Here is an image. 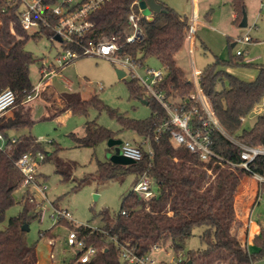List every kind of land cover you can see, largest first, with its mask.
<instances>
[{
    "label": "trees",
    "instance_id": "1",
    "mask_svg": "<svg viewBox=\"0 0 264 264\" xmlns=\"http://www.w3.org/2000/svg\"><path fill=\"white\" fill-rule=\"evenodd\" d=\"M140 1L107 0L101 4L90 15L93 26L85 39L99 41L115 37L121 55H130L141 64L147 59H155L166 71L155 85L156 89L167 98L186 100V107L191 108L195 105L192 98L194 82L176 60L187 36L189 18L162 0H157L160 11L148 17L140 12ZM231 4L236 14L233 22L240 24L247 12L246 0H231ZM132 13L136 15L142 36L131 43L127 37L132 33ZM48 16L52 23L56 22L52 14ZM43 35L53 39L54 31L41 25L37 31L28 32L20 23L17 4L0 0V92L11 88L16 94L15 105L19 106L12 116L0 121V130L8 140L7 145L0 148V221L16 203L15 191L24 179L17 165L18 159L25 152L42 151V142L31 132L19 134L14 142L10 141V133L33 125L30 111L22 106L28 95L35 92L30 77V66L35 58L26 43L30 38ZM231 66H254L258 74L255 79L246 80L228 71ZM199 83L228 134L248 145H264V110L251 127L245 125V118L264 101V63L246 61L243 55L237 54L225 60L218 58L201 70ZM127 84L131 98L145 100L151 106L152 112L147 118L136 119L116 113L97 94L88 98H83L79 92L60 95L65 110L73 114H88L92 108L108 110L117 116L122 129L133 130L144 137L139 144L143 152L140 160L129 164L98 161L96 173L82 178L78 185L91 178L108 180L128 172L136 175L134 185L144 174L157 185L156 193L148 198L130 190L115 215L109 209L99 211L97 215L103 221L100 227L59 218L56 223L76 230L87 245L96 248L88 262L78 261L76 255L71 264H124L122 246L139 255L149 253L154 246H170L179 257L197 227L202 228L199 237L204 247L187 251L190 264H255L257 258L264 256V230L253 237L257 245L254 252L244 247L237 233L231 232L235 221V185L244 172L236 165L241 161L242 147L213 127L212 147L221 159L202 160L187 146L175 145L168 131H157L158 125L166 118V110L147 94L140 79L132 76ZM84 128L83 136L71 134L79 146L95 147L115 137L113 130L96 119L87 120ZM55 162L56 170L64 180L72 178L74 162L61 158H55ZM250 167L264 175V155H258ZM261 192L264 194V183ZM20 202L22 210L10 217L4 229H0V264H37L38 261L36 248L28 243L23 226H29L32 218L39 217L41 210L37 208L41 203L29 191L24 192ZM54 204L59 208L57 200ZM241 225L239 221L237 227ZM175 264H184V261L179 257Z\"/></svg>",
    "mask_w": 264,
    "mask_h": 264
},
{
    "label": "rangeland",
    "instance_id": "2",
    "mask_svg": "<svg viewBox=\"0 0 264 264\" xmlns=\"http://www.w3.org/2000/svg\"><path fill=\"white\" fill-rule=\"evenodd\" d=\"M164 1L181 13L192 10L191 0ZM246 4L248 25L242 27L232 23L230 0H197L200 18L211 25L209 28L201 27L198 30L195 53L198 67L218 58L228 59L236 53L238 48L244 49L245 46L242 44L230 47L228 36L229 34L233 36L245 35L248 32L254 40L248 45L250 52L248 56L259 57L258 62L264 63V0H246ZM142 12L147 15L151 11L148 8H143ZM208 13L212 14L211 20L206 18ZM231 29L232 33L230 32ZM26 48L32 51L35 58L30 66V77L32 83L37 85L40 80L39 70L42 61L54 60L61 50V44L54 38L51 39L47 35H43L37 39L30 38L26 43ZM180 56L190 65L186 48L182 49ZM148 67L160 68L161 66L155 59H147L142 65H134L133 71L141 79L150 80L147 72ZM231 67L234 70H244L245 73H253L257 70L254 66ZM116 69L125 71V76L120 78ZM59 70L46 83H42L50 86L48 89L45 88L47 95L41 92L44 90L43 88H38L37 95L30 103H22V106L30 111L33 120L31 128L26 127L18 131H11V137H16L24 132H31L42 142V151L47 158L38 168V183L46 186V189L43 190L39 184H32L31 189L26 190V186L21 184L15 191L16 203L7 210L5 219L0 221V229H4L10 217L19 214L23 207L20 200L25 190L26 192L29 191L35 200L41 203L37 209L42 208V215L32 218L29 222V229L26 231L28 243L36 248L37 264H71L76 257V248L67 243L68 231L71 228L56 223L51 217V214L56 210L54 201L57 200L59 208L67 209L70 213V219L76 223L100 227L103 221L97 213L102 209H109L112 215L117 214L120 211L124 196L134 187L136 178L134 172H128L108 180L91 178L89 181L78 185L82 178L96 173L98 161L111 160L112 154L120 153L122 148L121 144L109 146L108 140L100 142L95 147L79 146L71 134L76 133L82 136L85 132V122L96 119L98 123L115 132L113 138L130 141L133 144H135V140L142 141L144 139L142 135L133 130L122 129L117 116L112 115L108 110L98 111L92 108L88 114H73L64 110L53 112V110L51 111L52 108L60 109V107L53 100L54 97L50 95L74 91L88 98L92 94H97L116 113H124L136 119L147 118L152 112L151 106L146 104L145 100L131 98L127 81L133 76L132 69L124 67L120 62H114L103 56L85 55ZM245 73L242 72L241 75L246 76ZM17 109H19L18 104L14 105L4 115V118L13 115ZM263 110L264 101L257 105L245 118V125L251 127ZM54 151L56 153L51 156ZM55 158L74 162L72 178L64 180L63 176L57 172ZM243 177L253 179L246 172L242 173L241 178ZM248 186H253V184L250 182ZM153 188L157 190V185L153 184ZM253 219L264 225V194L253 208ZM239 221H234L232 225L238 228ZM201 230V227L195 228L194 234L186 242L184 252L179 255L184 264H190V259L187 256L189 249L204 247L199 237ZM243 240L245 241V239ZM247 246L252 249L251 252L257 250V247L254 250L253 245L249 242ZM150 254L157 264H174L179 259L170 246L153 249ZM255 264H264V256L257 258Z\"/></svg>",
    "mask_w": 264,
    "mask_h": 264
},
{
    "label": "built area",
    "instance_id": "3",
    "mask_svg": "<svg viewBox=\"0 0 264 264\" xmlns=\"http://www.w3.org/2000/svg\"><path fill=\"white\" fill-rule=\"evenodd\" d=\"M13 4H17L19 9V18L22 27L30 33L40 29L41 25L51 27L54 31V39L61 44V50L58 52L54 60H43L40 67L41 80L35 86L34 94L28 95L26 100L34 98L42 83H46L49 78L69 64L72 60L85 56L96 55L111 59L114 62H120L124 67H130L134 77L140 79L141 84L145 88L147 94L155 98L163 105L166 110V118L158 125L157 131H168L175 145L187 146L192 152L199 154L204 161H209L212 158L221 159L212 147L211 130L213 127L218 128L222 133L227 135L231 140L235 141L242 147L241 161L236 165L244 170V172L254 177L261 185L264 183V175L254 172L250 163L258 156L264 155V145H248L235 139L228 134L219 123L211 104L204 94L200 83V72L193 69V84L194 92L192 98L195 105L187 108V101L174 99L172 96L167 98L165 94L158 91L155 87L165 75V69L148 67L147 72L150 80H143L135 75L133 66L136 64L142 65L130 55H121L119 53V45L115 37L106 40L95 41L93 39L86 40L85 35L93 26L90 15L107 0H8ZM52 14L56 18V22L52 23L48 14ZM132 23V33L127 37L128 42H134L140 38L139 25L136 20V15H130ZM197 28V13L193 12L189 18V27L186 37H192L196 33ZM252 41L250 33L238 36L235 42L238 44L247 45ZM245 50L238 48L237 55H243ZM249 61V59H248ZM126 73V72H125ZM16 94L11 88H5L0 92V121L4 115L15 105ZM198 118V120H197ZM244 119V118H243ZM16 137H11L10 141L14 142ZM8 143L5 134L0 130V148H4ZM149 144V143H147ZM121 153L133 159L140 160L143 157V152L137 144L130 141L121 143ZM46 158L43 151L25 152L18 159L17 165L24 175L22 185L26 186V190L31 189L32 184L41 185L38 183V168ZM43 190L46 186H42ZM134 191L140 193L145 198L151 197L156 193L153 188V183L146 174L134 185ZM25 190V191H26ZM40 215L43 210L40 209ZM52 219L57 221L59 218L70 219V213L67 209L56 208L51 214ZM76 223L75 221H73ZM67 243L76 248L78 261L88 262L96 248L92 245H87L85 239L80 238L74 229H70L67 235ZM154 246L153 249H157ZM152 250L144 255L135 253L131 248L126 246L121 247V258L124 264H157L156 260L151 257ZM176 263V262H175ZM174 263V264H175Z\"/></svg>",
    "mask_w": 264,
    "mask_h": 264
},
{
    "label": "crops",
    "instance_id": "4",
    "mask_svg": "<svg viewBox=\"0 0 264 264\" xmlns=\"http://www.w3.org/2000/svg\"><path fill=\"white\" fill-rule=\"evenodd\" d=\"M162 1H164V0H162ZM164 2H166V1H164ZM191 2H192V10L190 12L189 11H184L182 13L180 12L181 14L186 15L188 18H190V16L192 15L193 12L197 13V28H196L197 30H196V33L192 37H186L184 45L182 47V49L186 48V50L188 51L189 58H190V65L185 62V60L182 58V56H180V53H181L182 49L176 54V60H177V62L179 64V66L185 71L187 77L189 79L193 80L194 79L193 69H197V70L201 71L207 65V63H210V62H207L205 65L201 64L200 67H198L197 63H196V59H195V53H196V49H197L196 42L198 40V30H199V28H201V27L209 28V27H211V25L207 21L203 20V18H200L199 14H198L197 0H191ZM230 4H231V0H230ZM231 7H232V4H231ZM139 10H140L141 13H143L142 12L143 8L141 6H140ZM152 14H153V11H151L149 14H147V16L151 17ZM235 16H236V14H235V12L233 10V7H232V17H233L232 18V23H234L233 20H234ZM206 18L211 20L212 14L208 13L206 15ZM234 24H236V23H234ZM236 25L240 26V24H236ZM230 32L232 33V29L230 30ZM238 36H241V35L237 34V35L233 36V35L229 34V36H228L229 39L228 40H229V43H230V47L238 46L239 43L237 44L235 42V39ZM252 41H254L253 38H252ZM249 44L244 45L245 46V48H244L245 53L243 54V56H244L245 60L248 61V59H249V61H251V62L259 63L258 62L259 57H253V56L249 57L248 56L249 53H250L249 50H248V45ZM227 70L232 72V73H234V74H236V75H238L241 78L246 79V80H253V79L256 78V76L258 74V69L256 70V72H253V73H245L244 70L240 71L238 69L234 70L232 67H228ZM39 72H40V70H39ZM242 72L245 73L246 76H242L241 75ZM40 80H41V74H40ZM40 80H39V82H40ZM39 82H38V84H39ZM37 85H35V86H37ZM49 87L50 86L49 85L47 86V84L46 85L41 84L39 86V89L43 88L44 90L41 91V92L45 93L46 89H48ZM36 93H35L34 97L37 95ZM45 94L47 95L48 93H45ZM60 95L61 94H56V95L51 94L50 95V96L54 97L53 100L56 101V104L58 103V106L60 107V109H57V108L56 109L55 108L51 109L50 108L51 111L53 110V112L54 111L58 112L59 110L68 111V110L64 109V105L62 103ZM83 98H85V97H83ZM32 100L33 99L25 100L24 103H30ZM84 134H85V132H84ZM10 135H11V133H10ZM134 142H135V144H137L139 146V144L142 143L143 140L142 141H136L135 140ZM241 175H242V173L240 174V176H239V178L237 180V183L235 185L233 205H234V212H235V221L236 220H240L242 222V225L240 227H238V228H235L232 225L231 226V232L232 233H237V235H238L240 241L242 242V244L244 245V247L247 250L252 251V249L248 248L247 243L249 242V244H252L253 248L255 250L257 246L253 242V237H254L255 234H259V233H261V231L264 230V225L261 222L257 223L253 219V208L255 207L257 202L260 201V199H261L263 194L261 192V184L254 177H253V179H248V178L246 179L244 177L241 178ZM38 177H39V173H38ZM250 182H251V184H253V186H248V184ZM243 239H245V241Z\"/></svg>",
    "mask_w": 264,
    "mask_h": 264
},
{
    "label": "water",
    "instance_id": "5",
    "mask_svg": "<svg viewBox=\"0 0 264 264\" xmlns=\"http://www.w3.org/2000/svg\"><path fill=\"white\" fill-rule=\"evenodd\" d=\"M140 6L142 8H148V9H150L153 12H158L161 9V5H160V3L157 0H141L140 1ZM240 25L242 27L248 25L247 12L244 13V16L242 18V21H241ZM139 35L141 37L142 33L140 32ZM116 71H117V74H118V76L120 78L124 77L125 74H126L125 71H123L122 69H116ZM144 102L146 104H148L147 101H144ZM122 142H123L122 139H117V138L108 139L109 146H115V145L121 144ZM111 161H113L115 163L129 164V163L135 162V159H133V158H131L129 156H126V155H124L123 153L120 152V153L112 154ZM23 229L27 231L29 229L28 225L24 224Z\"/></svg>",
    "mask_w": 264,
    "mask_h": 264
}]
</instances>
